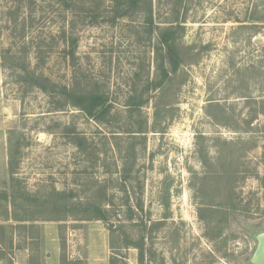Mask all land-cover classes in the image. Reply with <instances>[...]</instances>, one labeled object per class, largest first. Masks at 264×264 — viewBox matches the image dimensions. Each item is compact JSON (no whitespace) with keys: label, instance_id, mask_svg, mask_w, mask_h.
Here are the masks:
<instances>
[{"label":"rangeland","instance_id":"374dc122","mask_svg":"<svg viewBox=\"0 0 264 264\" xmlns=\"http://www.w3.org/2000/svg\"><path fill=\"white\" fill-rule=\"evenodd\" d=\"M29 2L0 0V264H259L264 0Z\"/></svg>","mask_w":264,"mask_h":264},{"label":"trees","instance_id":"16d2710c","mask_svg":"<svg viewBox=\"0 0 264 264\" xmlns=\"http://www.w3.org/2000/svg\"><path fill=\"white\" fill-rule=\"evenodd\" d=\"M15 2H19L22 3L25 0H14ZM53 2L56 3V5L58 4H62L63 2H67L68 0H51ZM127 1V3H130L132 6L138 5L142 0H125ZM30 12L33 13L35 11H38L37 8L40 10V8L43 9V7L41 6L40 2H37V0H30ZM68 6V5H67ZM44 10V9H43ZM9 19V22L13 23L14 25L16 24V22L18 21L19 18V14L17 11H9V14H6ZM147 23H151L152 24V16L148 18ZM175 32H174V27H167L164 29V32H162L160 34V47L157 48L155 50L156 52V59H157V67L159 68V70H162L165 76H168V71L166 70L165 67V59H168L172 64H174V69L173 71H175L177 69V64H178V55H177V45L175 43ZM75 41L74 39L72 40V44L69 46L70 49H64L65 52V56H69L74 58V56L76 55L75 52ZM38 48H41V46H39ZM43 54V53H42ZM41 55H39V59H41ZM44 61V60H41ZM45 63V62H43ZM24 70H27V67H24ZM33 74H35L34 70L32 71ZM44 73L40 74L38 77L39 79H43ZM34 76V75H33ZM49 79V78H48ZM41 87V85H40ZM70 91V90H69ZM72 91H75L74 89ZM88 91H94L90 94L87 95H78L79 98H81V102L76 104L77 105H81L83 107V109L86 111V113H88L90 116H96L101 115L102 117L104 115H106L109 112V106L106 104V97L104 93H100V92H96L97 90H88ZM83 98H85V101H83ZM98 120H100L101 118H98ZM100 219L105 220L106 217V213L104 210L100 211Z\"/></svg>","mask_w":264,"mask_h":264},{"label":"water","instance_id":"95a60500","mask_svg":"<svg viewBox=\"0 0 264 264\" xmlns=\"http://www.w3.org/2000/svg\"><path fill=\"white\" fill-rule=\"evenodd\" d=\"M256 260L259 264H264V243L260 246L256 254Z\"/></svg>","mask_w":264,"mask_h":264}]
</instances>
